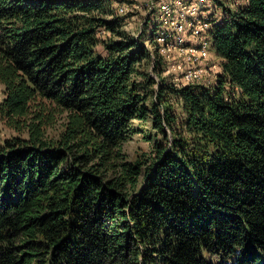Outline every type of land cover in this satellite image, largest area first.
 Returning <instances> with one entry per match:
<instances>
[{"label":"trees","instance_id":"16d2710c","mask_svg":"<svg viewBox=\"0 0 264 264\" xmlns=\"http://www.w3.org/2000/svg\"><path fill=\"white\" fill-rule=\"evenodd\" d=\"M228 13L175 88L110 0H0V264H264V0Z\"/></svg>","mask_w":264,"mask_h":264},{"label":"built area","instance_id":"2783aa9c","mask_svg":"<svg viewBox=\"0 0 264 264\" xmlns=\"http://www.w3.org/2000/svg\"><path fill=\"white\" fill-rule=\"evenodd\" d=\"M110 1L116 14L128 16L126 4L130 0ZM142 1L148 18L155 16L154 22L148 25L153 35L145 44L152 57L153 49L157 51L161 68L172 85L175 88L187 85L212 87L221 72L220 59L213 50L212 29L222 21L217 22L208 10L211 4L221 5L216 0ZM242 1L241 5L245 0ZM223 2L239 5L235 0Z\"/></svg>","mask_w":264,"mask_h":264},{"label":"rangeland","instance_id":"374dc122","mask_svg":"<svg viewBox=\"0 0 264 264\" xmlns=\"http://www.w3.org/2000/svg\"><path fill=\"white\" fill-rule=\"evenodd\" d=\"M119 0H117L118 2ZM239 5L230 4V3H224L223 0H216L218 4L221 6H218L217 4H211L209 7L208 12L213 13L216 21L221 22L223 18L227 19L229 18V11L233 10L236 6H241V3H243L242 0H235V2ZM134 3L135 6L132 4ZM224 3V5H223ZM142 4L144 2L142 0L134 1L130 0L127 1V8H128V16L126 18L124 29L131 34L132 36L137 37L140 30H145V33H149L148 25L154 22L155 16L151 15L150 19L148 18L147 11L143 9ZM100 35L106 36L108 33L104 30L100 31ZM146 41V40H145ZM150 66V65H149ZM147 70H151L148 65L145 66ZM163 71V70H162ZM152 72V71H151ZM152 75L157 78V76L152 72ZM162 76L167 79V81H170L168 74L163 71ZM3 97V86L0 84V101ZM173 112H176V115H181L179 107H177V104L172 105ZM132 127L136 130V132L132 135V137L123 144V152L126 154L127 159L129 161H135L136 159H145L148 158L153 153V140L154 138H159L158 135H156V132L151 128L150 123L147 122H141L139 120H133L132 121ZM13 135H16V133L6 127L3 123V121L0 120V139L3 140L4 138H9ZM145 135L152 136L153 139L148 140L146 139ZM215 261H225V263H230L233 261V257H230L226 260H223L221 258H215Z\"/></svg>","mask_w":264,"mask_h":264}]
</instances>
